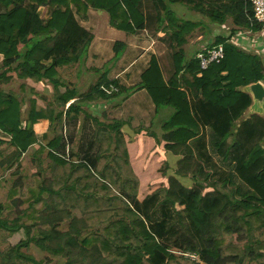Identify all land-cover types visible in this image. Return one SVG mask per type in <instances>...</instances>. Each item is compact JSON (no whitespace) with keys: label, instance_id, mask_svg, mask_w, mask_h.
Segmentation results:
<instances>
[{"label":"trees","instance_id":"trees-1","mask_svg":"<svg viewBox=\"0 0 264 264\" xmlns=\"http://www.w3.org/2000/svg\"><path fill=\"white\" fill-rule=\"evenodd\" d=\"M80 4L106 11L109 24L128 35L144 31L163 42L165 59L137 55L135 72L130 68L118 78L102 72L85 92L66 89L61 103L74 100L65 110L47 116L31 109L24 126L20 102L0 91V186L10 183L0 200V238L24 232L13 245L0 243V264H264V115L246 114L252 99L241 89L264 82V52L250 46L264 45L250 39L263 23L253 20L250 0H0V81L16 71L56 85V66L81 60L93 40L73 11ZM177 4L207 18L203 45L183 49L186 34L202 20L177 16ZM42 5L50 8L47 19L40 15ZM228 18L233 26L225 33ZM249 30L243 35L247 47L232 41ZM211 44H222L224 57L202 69L195 54ZM124 48L115 41L113 58ZM138 91L146 96L141 106L153 108L147 127L130 108ZM110 99L121 117L107 115L105 121L90 114V104ZM161 108L169 114L155 121ZM80 114L95 129L75 149L62 126L64 119L76 123ZM41 118L53 133L41 135L44 144L33 129ZM130 121L134 132L145 130L168 150L178 153L180 147L176 173L189 175L192 187L170 176L138 200V178L121 131ZM31 243L52 257L24 252Z\"/></svg>","mask_w":264,"mask_h":264},{"label":"rangeland","instance_id":"rangeland-1","mask_svg":"<svg viewBox=\"0 0 264 264\" xmlns=\"http://www.w3.org/2000/svg\"><path fill=\"white\" fill-rule=\"evenodd\" d=\"M70 6H72V3L70 4ZM172 8L176 13V15L179 17H184L188 20H191L192 22L195 21L198 22L199 19L202 20V23L200 22L197 23V26L194 29H192L188 34H186L185 36L186 42L182 46L183 49L185 51H188L189 49H191L192 46L203 45L207 41V36L209 35V31L207 27L208 26L207 18L205 17L200 18L201 15L199 14V12H197L196 10H192L190 7L184 6L182 4L173 5ZM73 9H74L73 11L76 12V15L78 17L84 13L85 15H87L86 20H82V22L93 33V40L89 46L90 50L87 52V54L79 63L76 62L74 64L57 68V74L54 77H56V79H58L60 82H64L69 89L74 88L79 92H85L88 90L89 85L94 83L96 79L100 77L103 70V64L110 65L112 56L114 54L111 45V42L113 44V41L109 40V38H106L105 28L107 24L104 15H101L100 12L98 11L95 12V10H93L90 7H86L85 11L83 7H80L78 10H76L75 7ZM39 11H40V15L44 19L49 18L50 8L48 6L46 5L40 6ZM232 26H233L232 20L228 18L225 22V25H223L224 29H222V31L228 32V29ZM260 34L264 35L261 31L257 33L258 36ZM240 36L241 35L237 37ZM127 40H128V44L130 45V49L137 48V51L135 52L132 51L131 53L122 52L120 58L116 60L118 64L120 62H122L121 65H123L125 62L128 63L132 62V64L135 65L136 57L140 56L141 58H144L146 56L145 52L148 53V51L146 50H148L149 47L153 48L157 57L162 56V61L165 59L163 55L167 52V46L163 42H160L156 39L155 40L149 39L144 31H141L137 34H133V36L130 35V37H127ZM259 41H261L263 44L264 38L259 37ZM130 57H134V60H131ZM1 62H2V55L0 54V64ZM115 65L116 67L121 66L117 64ZM2 70L3 69H0V72ZM129 70L130 68L125 69V72H128ZM136 70L137 67L136 68L132 67L130 72L133 73ZM125 72L121 74L123 75ZM5 78L7 79L0 81L1 94L3 95L12 94L20 102L21 119L23 126L27 121L29 113L30 112L32 113V110L33 112H35L36 110L48 116L50 115L55 116V114L61 110V107L60 108L57 107L56 105L57 102L55 100L58 91L64 90V85L61 87L59 86L57 89H54V86H52L50 81L45 78L40 79V81L36 79L32 80L27 78L23 80L20 76L17 75L16 71L8 72ZM31 101L34 102L32 103ZM55 106L58 109H55ZM64 108H66V106ZM108 109L109 108H106L104 111L102 110L101 112L95 111L94 113H92L93 111L91 112L89 109L88 110L91 112L90 114L97 116L101 120L104 119L106 121L107 115L111 114V113H107ZM103 113H105L106 115L105 117H103ZM117 117H121V113L120 114L118 113L117 115L114 114L113 116L110 115L108 119L110 120L111 118H117ZM48 125L50 126V121L48 122ZM123 127L121 128V131L123 134L125 146H127V143L129 141L130 143H132L133 140H131V133L130 134L126 133V128L124 129ZM94 129H95V125L93 121L91 119L84 117L83 114H80L77 116V121L74 124L72 123L70 124V122L64 119L62 126V134L66 136H69V134L73 135L72 138L73 142L71 144V147L76 149L77 146L87 143V139H89V137L92 135ZM154 130L158 133V136L161 135L159 126H154ZM46 132L48 138H51L53 135L51 131V127H48ZM36 134L38 140L41 143L43 144L46 143L47 139L41 138L42 133L38 132ZM3 138H7V137L4 136ZM131 146L134 153V157L136 156V160H138V162L140 163V169L144 172L141 174V176L142 178H146V179L138 180L137 197L139 198L140 194H143L145 197L147 194L151 193L156 188L167 184V179L169 177L165 178L164 176H161L162 172L166 169L169 170L168 169L169 167L173 168L174 166L172 167L171 165H169L168 167V165L163 164L161 161L163 159L160 157V154L157 153V149L152 148L151 143H145L144 141L139 142L140 148L138 149V151L135 143H133ZM45 154H46V150L42 152L41 157H44ZM168 162L169 164H172L173 162V156L171 154H169ZM30 163H31L30 170L32 172H36L38 170V167H36L37 163L34 161H31ZM46 165H47V161H43L42 166L46 167ZM42 175L45 178L46 181L45 183L48 185L50 180V170L46 169ZM9 184L10 183L6 182L3 183V186H0L1 201L5 200V195ZM206 190H208V188H206ZM22 207L23 208L26 207V204H23ZM60 228L64 230L68 228L67 220H65L60 225ZM22 238H24V232L23 230H20L9 237H6V235L4 234V240L2 241V238H0V243L2 247L5 248L7 244L13 245ZM22 250L38 259L46 256L52 257L50 253L41 250L34 243H31L28 248Z\"/></svg>","mask_w":264,"mask_h":264},{"label":"crops","instance_id":"crops-1","mask_svg":"<svg viewBox=\"0 0 264 264\" xmlns=\"http://www.w3.org/2000/svg\"><path fill=\"white\" fill-rule=\"evenodd\" d=\"M80 7H83V9L85 11V8L86 7L84 5H81V4L79 5L78 8L75 7V9L78 10ZM87 7H89V6H87ZM90 8H92V7H90ZM93 10H95V12L96 11L100 12V14L101 15H104V17L106 18V24H107V26L105 28L106 29V38H109V40L113 41V43L115 41L124 42L125 43V48L122 51L124 53H129V52L131 53L132 51H134V52L137 51V48L136 49H130V45L128 44V40H127V37H130V35L126 34L123 30L117 29V28H115V27H113V26H111L109 24V17H108V14H107L106 11L100 10V9H93ZM89 11H88V14H89ZM74 13H75V16L78 19L79 23L82 26H84L85 28L88 29V27L85 24H83V22H82V20H86L87 15H85V13H84V14H82V15H80L78 17L76 15V12L75 11H74ZM225 33H227V32H225ZM131 36H133V35H131ZM232 41L233 42H236L237 44H240L241 46H246V47H247V45L250 44V43H248L250 41L245 40L243 36L233 37L232 38ZM111 45H112V50H113V44H112V42H111ZM252 45L253 44L250 45L251 46V49L255 50L256 52H261V51L264 52V45L263 46L260 45V44H259L260 46L258 44L256 46H254V45L252 46ZM145 49H147V48H145ZM89 50H90V48H88V51ZM146 51H148V53L149 52L155 53V51L153 50L152 47H149L148 50H146ZM145 54H147V52H145ZM119 58L120 57L113 58V56H112L110 65L109 64H103V70H102V72H106L107 73V77H109V78L122 77V74L121 73L125 72V69L131 68L132 62L131 63L125 62L123 65H121L122 62H120L119 64L116 62V60L119 59ZM130 58H131V60H134V57H130ZM81 60H79L77 62L79 63ZM74 63H76V62H74ZM115 64L121 65V66H117L116 67ZM67 65L68 64L56 66V68H55L56 69V74H57V68L64 67V66H67ZM22 79L25 80L26 78H22ZM27 79L35 80L34 78H27ZM55 79H56V77H55ZM56 80L58 81V83L56 85H54L52 82H50L52 84V86H54V89H57L59 86L61 87V86L64 85V90H59L58 93L56 94V100H55L57 102L56 105H57L58 108L61 107V110L62 109L65 110L67 108V106L74 99H69L67 102L64 103V105L61 103L60 95L64 94L65 91H66V89H69V88L65 85L64 82H60L58 79H56ZM38 81H40V80H38ZM75 91L77 93H82V92H79L76 89H75ZM145 97L146 96H145V94L142 91H138L137 93H135L133 95L132 102H131L132 105H131L130 108H131V110L134 109V110L138 111L139 114L146 119V122L144 123V125H145V127H147L146 125L148 124V122L150 120L149 118H151L150 116H151V113H152L153 108L149 104H148V107L141 106V104L143 102H146V100H145L146 98ZM65 106H66V108H64ZM57 107L55 106V109H58ZM106 108H109L107 113H111L110 115H112V116L115 114V112L116 113L119 112V109H120L119 106L117 105V103L115 102V99H110V100H108L106 102L105 101H98V102L93 103V104H90L88 106V109L91 112L93 111L92 113H94L95 111H100V112L102 110L104 111ZM128 112H129V109H128ZM168 114H169V109L168 108H161V109H159L158 112H157V114H156V116H155V118H156L155 121H157V118L158 119L165 118ZM246 114L247 115H250L249 112H248V110H247ZM48 122H49L48 119H45V118L39 119L36 123L33 124L34 131L36 133H38V132L39 133H42V134L43 133H46V130L49 127ZM129 124L123 125L124 126L123 128L124 129L126 128V133H129V134L131 133V140H133V142L130 143V141H129L127 143L126 150H127V155H128V160H129V163H130V167H131L133 173L138 178V180L139 179L142 180V179H146V178H142V176H141V174L144 173V172L140 169V163L138 162V160H136V156L134 157V153H133V150H132V146L131 145L133 143H135V145L137 147V151H138V149L140 148L139 142L144 141L145 143H151L152 148H156L157 149V153L160 154V157L163 159V160H161L163 164L168 165V167H169V165H171L172 167L174 166L173 168H171V167L168 168L167 167L169 170H167V169L164 170L162 172V175L161 176H164L165 178H168L170 176H174L185 187H192L194 185V180L189 175H180V174H177L176 173L177 170H178V168L180 167V161L182 160V155L179 154L180 147L177 148V152L178 153L172 152V151H170V150H168L166 148L164 141H161V142L158 143L152 136L148 135L145 130H141L139 133L134 132V129H132V127H131L132 126L131 125L132 124V121H130ZM154 126H157V125L155 124ZM156 131H157V129H156ZM64 136L67 137L66 135H64ZM169 154H171L173 156V162H172V164H169V162H168ZM186 167H188V166H186ZM141 198L142 199L144 198V195L143 194H140L138 200H140Z\"/></svg>","mask_w":264,"mask_h":264},{"label":"built area","instance_id":"built-area-1","mask_svg":"<svg viewBox=\"0 0 264 264\" xmlns=\"http://www.w3.org/2000/svg\"><path fill=\"white\" fill-rule=\"evenodd\" d=\"M253 9V20L263 23V29L261 32L264 34V0H250ZM244 34H251V31L238 32L237 36ZM257 36V37H256ZM256 37V38H254ZM259 37L264 35L254 33L250 38L254 42ZM224 57V47L222 44H211L203 47L200 51L195 54V58L199 60L200 68L205 69L213 62H219Z\"/></svg>","mask_w":264,"mask_h":264},{"label":"water","instance_id":"water-1","mask_svg":"<svg viewBox=\"0 0 264 264\" xmlns=\"http://www.w3.org/2000/svg\"><path fill=\"white\" fill-rule=\"evenodd\" d=\"M244 92L250 94L252 103L248 107L249 114H264V83L256 81L249 83L241 88Z\"/></svg>","mask_w":264,"mask_h":264}]
</instances>
